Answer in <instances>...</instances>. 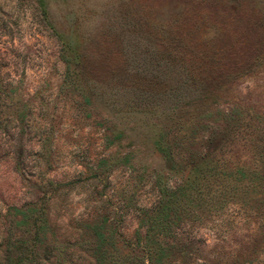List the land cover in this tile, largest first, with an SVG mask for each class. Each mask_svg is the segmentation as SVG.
I'll return each mask as SVG.
<instances>
[{"label":"rangeland","instance_id":"rangeland-1","mask_svg":"<svg viewBox=\"0 0 264 264\" xmlns=\"http://www.w3.org/2000/svg\"><path fill=\"white\" fill-rule=\"evenodd\" d=\"M44 9L0 0V264L6 214L33 200L49 214L44 264H90L97 227L142 240L156 179L176 186L213 163L264 182V0ZM166 132L184 150L175 170ZM224 177L182 221L190 256L167 264H264V183L253 195L249 177Z\"/></svg>","mask_w":264,"mask_h":264},{"label":"trees","instance_id":"trees-1","mask_svg":"<svg viewBox=\"0 0 264 264\" xmlns=\"http://www.w3.org/2000/svg\"><path fill=\"white\" fill-rule=\"evenodd\" d=\"M38 2L44 9L45 0ZM160 135L157 140L159 152L167 168L175 170L181 163L184 150L178 149L177 140L171 138L168 132ZM190 170L191 175L186 181L176 186H171L168 181L155 180L158 191L156 205L139 210L140 225L145 229L141 241L119 245L113 234L97 227L93 232L95 245L91 247L93 261L90 264H167L174 255H179L181 261L187 259L190 254L182 221L191 216L197 205L203 203L207 192L204 189L209 186L206 183L217 181L225 175L213 163L206 166L192 163ZM259 174L260 170L255 167L247 174L242 169L230 170L224 180L232 176L235 180L249 177L254 195L264 183ZM37 204L38 201L33 200L22 207L14 206L6 214L9 226L6 228L3 264H44L49 261L47 254L39 251L46 239L49 214L43 206L36 208Z\"/></svg>","mask_w":264,"mask_h":264}]
</instances>
